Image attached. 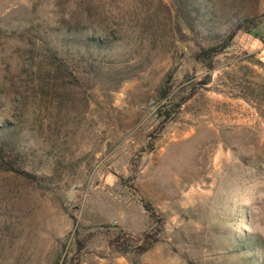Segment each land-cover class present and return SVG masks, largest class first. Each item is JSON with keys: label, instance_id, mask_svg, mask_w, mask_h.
Wrapping results in <instances>:
<instances>
[{"label": "rangeland", "instance_id": "obj_1", "mask_svg": "<svg viewBox=\"0 0 264 264\" xmlns=\"http://www.w3.org/2000/svg\"><path fill=\"white\" fill-rule=\"evenodd\" d=\"M263 13L0 0V264H264V19L196 59Z\"/></svg>", "mask_w": 264, "mask_h": 264}, {"label": "trees", "instance_id": "obj_2", "mask_svg": "<svg viewBox=\"0 0 264 264\" xmlns=\"http://www.w3.org/2000/svg\"><path fill=\"white\" fill-rule=\"evenodd\" d=\"M264 19V13L259 15V16H252V17H246L242 21H240L238 24H236L233 29L229 32V34L223 38V40L218 43L214 44L211 46H208L206 48H202L201 51L196 55V59L204 62L206 59H211L213 56L216 54L220 53L224 48L228 46L230 41L233 39V37L236 35L238 31H245L250 33L251 28L254 26L256 27L261 20ZM255 36H259L257 33H254ZM259 39L262 40V37L259 36ZM173 115H170L169 117H172ZM3 149L0 148V159H3ZM144 208L149 214V217L151 218L153 223H158V217L151 205L148 202H143ZM125 242L126 240H120L119 236L116 237L115 239L110 241V245L114 248H116L120 252H125L126 247H125ZM137 250L139 253L145 252L148 249H150L155 240L154 237L149 233V232H144L142 234V238L137 240Z\"/></svg>", "mask_w": 264, "mask_h": 264}, {"label": "clouds", "instance_id": "obj_3", "mask_svg": "<svg viewBox=\"0 0 264 264\" xmlns=\"http://www.w3.org/2000/svg\"><path fill=\"white\" fill-rule=\"evenodd\" d=\"M244 183L247 185L248 197H258L261 201H264V179L253 177L250 180L246 179ZM252 198H246V203L251 204L253 202ZM257 211L260 212L261 209L258 208ZM257 228L261 233H264V222L259 223Z\"/></svg>", "mask_w": 264, "mask_h": 264}]
</instances>
